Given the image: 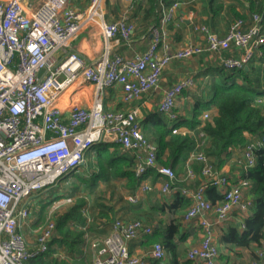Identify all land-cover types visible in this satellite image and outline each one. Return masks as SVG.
<instances>
[{
	"label": "built area",
	"instance_id": "obj_1",
	"mask_svg": "<svg viewBox=\"0 0 264 264\" xmlns=\"http://www.w3.org/2000/svg\"><path fill=\"white\" fill-rule=\"evenodd\" d=\"M70 2L0 0V264H26L29 257L48 250L60 208L52 206L33 245H29L24 227L32 216L30 199L38 191L56 185L61 177L77 172L88 149L99 142L115 143L133 152L136 176L155 167L160 174L159 192L179 189L190 198L182 219L195 221L201 228V238L189 247L186 256L200 264H218L213 225L227 220L236 208L246 212L250 204L243 192L247 180L233 182L230 175L215 169L205 151L197 148L185 162L186 184L177 185L175 171L156 163L157 145L143 134L139 107L132 102L159 85L163 69L172 60L209 54L225 69L247 66L264 45L261 14L233 19L224 35L204 23L193 24L192 30L200 40H187L172 48L168 24L182 2H160L161 14L149 28L147 48L125 55L114 51V45L128 44L131 39L134 24L126 12L107 20L105 0H89L80 10ZM93 18L99 22L103 49L96 60L87 62L79 50L68 48L67 42ZM194 76L193 72L180 76L163 90L158 101L157 110L169 118L173 132H189L186 126H173L178 121L174 107L182 92L194 86ZM77 80L93 84L92 102L65 112L55 103L56 98ZM117 87L124 106L109 108L105 106L106 91ZM257 102L264 103V97H258ZM210 117L205 110L201 120ZM263 143L264 134L249 141L235 158L236 166L254 165V149ZM192 162L201 165V182L196 187L188 184L195 177ZM208 186L218 187L223 197L209 200L205 195ZM152 188L149 178H145L136 192L123 197L136 203L140 193ZM151 231V225L142 219L115 217L110 232L92 242L93 264H149V259L164 258L165 250L159 242L143 254L129 253L127 242ZM238 264H264V236L255 255Z\"/></svg>",
	"mask_w": 264,
	"mask_h": 264
},
{
	"label": "trees",
	"instance_id": "obj_2",
	"mask_svg": "<svg viewBox=\"0 0 264 264\" xmlns=\"http://www.w3.org/2000/svg\"><path fill=\"white\" fill-rule=\"evenodd\" d=\"M172 1L146 0L142 22L146 25L157 22L161 14L160 2L169 4ZM237 1L245 5L249 13L240 11L236 8V4H231L230 12L234 19L239 17L248 19L252 13H259L264 17V0ZM221 8L222 4H218L212 12L217 13ZM262 48L264 52V45ZM217 71L220 80H212L210 98L206 101H196L190 118H179L173 125L186 126L189 132H173L169 118L159 111L151 112L140 121L143 134L157 145L156 163L170 166L177 175L175 183L179 186L186 184L183 178L185 162L193 150L198 148L205 151L215 169L221 170L232 157L234 150L242 149L253 138L264 134V103L257 102L258 97H264V90L257 88L260 75L252 76L250 66L247 69L244 67L225 69L220 66ZM213 108L216 112L210 120L202 121L200 118L202 112ZM254 153L255 164L246 168L239 167L241 173L238 177L232 178L233 182H237L238 179L247 180L243 192L250 198V204L246 209L242 227L229 224L221 236L227 248H257L260 239L264 236V143L255 148ZM86 155L89 156V160H85L79 168L88 167L91 173L89 176L79 171L74 174L79 180L78 184H73L69 189L74 201L57 213L55 234L48 250L29 257L26 264H93L92 242L108 234V227L105 228L103 225L109 226L112 223L115 218V207L101 199H96L92 210L93 216L102 220V224L100 227L87 224V216L84 213L88 204L86 193L93 192L99 181L110 182L115 179H123L128 193H134L143 179L149 178L154 184L160 176L155 167L148 168L141 176H136L134 153L122 149L115 143H95L88 149ZM191 166L195 177L188 184L196 187L201 182V165L192 162ZM223 173L230 175L228 172L223 171ZM205 195L211 201L223 197L221 190L216 186H208ZM190 203V198L176 189L174 199L168 208L170 212L180 210L184 213ZM42 207L36 212L39 219L46 216ZM129 208L133 211L138 205L132 203ZM158 209L164 208L159 206ZM183 213L177 218L173 217L172 220L181 216L183 218ZM179 225L178 222L171 221L166 226V232L160 230L161 227L158 225L153 227L150 233L143 235L145 244L159 242L165 250V257L151 259V264H179V257L183 251H187L183 248L185 236L178 238L173 236V233L179 230ZM190 260L184 259L182 264H189Z\"/></svg>",
	"mask_w": 264,
	"mask_h": 264
},
{
	"label": "crops",
	"instance_id": "obj_3",
	"mask_svg": "<svg viewBox=\"0 0 264 264\" xmlns=\"http://www.w3.org/2000/svg\"><path fill=\"white\" fill-rule=\"evenodd\" d=\"M30 1L31 0H27ZM124 1V0H121ZM182 3L175 11L173 19L168 24L169 40L172 48H176L182 45L187 40L199 41L200 36L193 32L192 25L204 23L212 31L219 35H224L229 24L234 19L230 12V5L236 4V8L240 11H249L245 5L237 0H180ZM89 0H71L70 4L76 9H83L88 5ZM34 3V2H33ZM146 0H134L131 3L125 1V6L122 9L118 7V0H105L104 10L105 18L107 20H115L119 18L125 12L128 18L133 22V15L137 16L134 24V30L131 35V39L128 44L120 42L114 45V51L131 55L135 51H142L147 48L151 34L149 28L151 24H144L142 20L143 8ZM218 4H222V8L213 13L212 10L216 8ZM247 4V2L245 3ZM120 9L117 14H112L110 9ZM136 13V14H134ZM262 16V15H261ZM262 28L264 30V17L262 16ZM154 24V23H153ZM68 48H74L81 52L87 62L96 60L103 49V39L100 34L99 22L96 18L85 22L79 30H77L67 42ZM261 47L255 58L248 64L251 68L252 76L260 75V81L257 82V88L264 90V52ZM234 54H238V50H234ZM192 59V62L191 60ZM186 60H172L162 71L159 85L149 92L142 94V96L132 102L139 107L141 119L144 116L157 110L158 101L161 98L163 90L175 82L180 76L186 72H193L195 75V84L190 89L184 90L178 97L174 112L179 118H190L192 108L196 101H206L211 96V82L212 80H220L217 68L220 64L215 56L209 54L196 55ZM194 59V60H193ZM197 59V60H195ZM186 61L184 68L182 62ZM181 62V63H180ZM198 63V64H197ZM247 67V68H248ZM216 68V69H215ZM187 70V71H186ZM94 96V86L88 82H81L77 80L73 84L67 86L60 92L56 98L55 103L67 112L73 106H89ZM105 106L109 108H119L124 106L121 101L120 88H109L105 95ZM210 116L215 114L216 110H206ZM203 113V112H202ZM202 116V114L200 115ZM240 150H234L232 157L222 166L221 170L230 173L232 178H236L240 173V169L236 166L235 158L240 154ZM123 180V179H121ZM156 187L158 191V181L153 184V188ZM150 190L149 192L140 193L139 200L135 203L138 205L136 210H130L131 202L124 199L123 204H112L115 207V217H119L125 220L139 218L145 223L153 227L160 225V230L167 231L166 226L172 222H178L179 230L173 233L175 238L182 235L185 236L183 242V248L186 250L190 246L197 244L201 238V228L195 223V221L185 222L182 216L178 219L172 220L173 217L182 215L183 211H169L168 205L172 203L174 199V191L168 193L157 192V195H162L163 198L157 197ZM137 191V188L135 192ZM151 192V193H150ZM126 193L128 191L126 190ZM124 195V194H123ZM134 204V203H133ZM162 206L164 209H158ZM213 218L212 214L210 215ZM246 217V212H242L239 209H235L230 217L221 222L213 225L214 240L219 247L218 264H238L243 261L250 260L255 253V248L249 247H235L227 248L222 242L221 236L224 234L227 225L233 224L237 227H242L243 219ZM94 218V222L95 223ZM87 221H89L87 219ZM102 220H97L96 225L100 227ZM111 224L108 226V233L110 232ZM25 232V231H24ZM26 235V234H25ZM145 235V234H144ZM27 238V236H26ZM144 236L141 235L137 238L129 240L127 242L129 253L143 254L148 251L152 244H145L143 242ZM29 245H33L34 241H30L27 238ZM187 251H183L181 257H179V264H182V260L187 259ZM190 260V259H189ZM151 264V259H149ZM189 264H200L197 261L190 260Z\"/></svg>",
	"mask_w": 264,
	"mask_h": 264
},
{
	"label": "rangeland",
	"instance_id": "obj_4",
	"mask_svg": "<svg viewBox=\"0 0 264 264\" xmlns=\"http://www.w3.org/2000/svg\"><path fill=\"white\" fill-rule=\"evenodd\" d=\"M36 1L37 0H31L32 3L33 2L35 3ZM123 6H125V1L118 0V7L120 9H122ZM118 7L115 9H110V12L112 14H117L120 10V9H118ZM134 14H136V13H134ZM132 17L134 18L133 22L135 24V20H136L137 16L133 15ZM190 60L192 62V59H190ZM195 60H197V59H195ZM186 61H189V60H186ZM186 61L182 62V65L184 68L186 67L185 65H187ZM200 118H201V116H200ZM85 160L88 161L89 156L86 155ZM78 171L85 176H89V173H91V170L88 167L87 168L81 167V168H79ZM75 173H77V172L70 173V174H67V175L61 177L58 180V182L56 183V185L48 186V187L38 191V193L34 194L31 197L30 206L32 207V216H31L30 221L27 222L25 227H24V231H25V234H26L28 240H30V241L35 240L36 235H37L38 231L40 230L42 224L47 219V217L49 215V211L52 208V206L58 205L57 208H60V212H61L72 204V202L74 201V197L69 194L70 193L69 189L72 188L73 184H78V182H79V180L74 176ZM152 192L157 195L158 191H157L156 187L153 188ZM123 194H126V189L124 187V180L115 179V180H111L110 182H103V181L97 182V185L94 188V191L86 193V197L88 199V204L86 206L84 213L87 216V219L89 220L87 222V224L96 225V221L99 220V219H97V220H95V223H93L95 217L93 216L92 210H94V207H95L94 204H95L96 199L97 200L101 199L102 201L109 203V204H118V203L123 204L124 203ZM67 197H70L71 200L67 201L66 200ZM157 197L163 198L162 195H157ZM41 207H42V209L44 208L43 212L46 213V216L43 217L42 219H39L36 212H38ZM104 226H105V228H107L108 224L103 225V227ZM92 256H93V252H92Z\"/></svg>",
	"mask_w": 264,
	"mask_h": 264
},
{
	"label": "water",
	"instance_id": "obj_5",
	"mask_svg": "<svg viewBox=\"0 0 264 264\" xmlns=\"http://www.w3.org/2000/svg\"><path fill=\"white\" fill-rule=\"evenodd\" d=\"M244 68L247 69V66H245Z\"/></svg>",
	"mask_w": 264,
	"mask_h": 264
}]
</instances>
